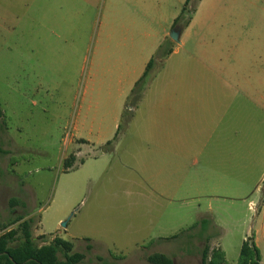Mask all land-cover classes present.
Wrapping results in <instances>:
<instances>
[{
  "label": "rangeland",
  "instance_id": "1",
  "mask_svg": "<svg viewBox=\"0 0 264 264\" xmlns=\"http://www.w3.org/2000/svg\"><path fill=\"white\" fill-rule=\"evenodd\" d=\"M236 13L249 17L247 26L241 25L239 41L252 49L224 51L225 78H256L255 90L264 95V0H241ZM102 15L100 0L86 20L87 43L80 54L79 73L68 84L62 81L67 65L63 57L49 54L48 66L41 73L28 72L38 68L26 50L37 44L42 28L39 0H0V103L4 112L0 236L32 219L38 245L62 237L74 244L73 252L85 255L78 264H151L148 257L154 253L166 254L173 264H208L204 251L209 248L211 255L218 248L213 242L221 234L219 222L225 220L228 230L222 246L227 261L236 263L244 235L254 233L264 209V180H260L262 201L253 211L248 207L227 211L206 202L199 207L184 197L157 195L151 190L153 181L135 171L131 155L137 151L143 113L128 108L110 151L73 141L79 135V115L89 114V99L84 100L83 91ZM49 40L50 46L55 45V38ZM156 71H151L147 81ZM235 91L226 85V92ZM260 135L264 138L261 124L243 139L251 142ZM252 167L247 165L246 170ZM256 174L255 178L260 176L259 169ZM12 199L18 200L14 206ZM17 217L23 220L5 229ZM206 230L213 238L203 236ZM22 242L20 233L13 245Z\"/></svg>",
  "mask_w": 264,
  "mask_h": 264
},
{
  "label": "crops",
  "instance_id": "2",
  "mask_svg": "<svg viewBox=\"0 0 264 264\" xmlns=\"http://www.w3.org/2000/svg\"><path fill=\"white\" fill-rule=\"evenodd\" d=\"M186 1L103 0L83 91L84 100L89 99V114L79 115V135L73 141L102 148L117 138L127 108L142 112L137 151L131 156L136 160L135 171L154 182V193L184 197L199 207L206 202L227 211L252 210V204L262 201L264 138L260 135L251 142L243 138L264 125V95L257 94L254 85L258 80L251 76L226 80L222 58L225 50L240 53L252 49L239 41L241 25L245 28L249 17L237 16L241 0H201L189 24L178 27L180 42H175L170 34ZM39 2L42 28L37 44L26 50L38 68L28 72L41 73L48 66L49 54L55 59L63 57L67 65L62 81L71 84L87 43L86 20L100 0ZM50 38L56 39L55 45L50 46ZM167 38L175 44L173 53L163 67L152 69L158 71L144 91L134 93ZM226 85L238 91L226 92ZM250 164L252 169L246 170ZM257 169L261 177L255 178ZM219 228L221 234L213 243L227 261L222 246L227 221L221 220ZM202 234L212 237L210 230ZM251 235L264 264V209L254 233L244 235L241 247Z\"/></svg>",
  "mask_w": 264,
  "mask_h": 264
},
{
  "label": "trees",
  "instance_id": "3",
  "mask_svg": "<svg viewBox=\"0 0 264 264\" xmlns=\"http://www.w3.org/2000/svg\"><path fill=\"white\" fill-rule=\"evenodd\" d=\"M200 1H186L180 15L175 20L174 28L186 27L189 24L196 10V6ZM174 46L175 44L170 38H167L160 45L156 54L148 64L144 76L137 83L134 93L141 94L144 91L147 77L150 75L152 69L157 65L163 67L165 60L173 53ZM3 118L4 112L0 103V129L3 128ZM113 143L114 141H110L103 146V152L110 151ZM71 167L72 165H69L67 168ZM10 203L14 206L18 203V200L12 199ZM21 220H23L22 217L13 219L5 229ZM32 223V219L24 220L17 229L10 230L0 236V264H78L84 259L85 255L83 253L73 252L74 244L62 237H55L49 243L38 245L34 239ZM20 233L23 242L18 245H13L17 241ZM59 254L62 255V258H60ZM204 259H208V264H227L225 253L221 249L212 250L210 255V249L206 248L204 251ZM261 259V253L255 243L254 235H251L244 241L241 247L237 264H261ZM148 261L151 264H173V260L163 253L150 255Z\"/></svg>",
  "mask_w": 264,
  "mask_h": 264
},
{
  "label": "water",
  "instance_id": "4",
  "mask_svg": "<svg viewBox=\"0 0 264 264\" xmlns=\"http://www.w3.org/2000/svg\"><path fill=\"white\" fill-rule=\"evenodd\" d=\"M180 33H181V29L180 28H176L174 29L171 34H170V38L175 41V42H180ZM63 227H66V223L64 222L62 224Z\"/></svg>",
  "mask_w": 264,
  "mask_h": 264
},
{
  "label": "built area",
  "instance_id": "5",
  "mask_svg": "<svg viewBox=\"0 0 264 264\" xmlns=\"http://www.w3.org/2000/svg\"><path fill=\"white\" fill-rule=\"evenodd\" d=\"M257 208V206L255 205V204H252V209H256Z\"/></svg>",
  "mask_w": 264,
  "mask_h": 264
},
{
  "label": "bare ground",
  "instance_id": "6",
  "mask_svg": "<svg viewBox=\"0 0 264 264\" xmlns=\"http://www.w3.org/2000/svg\"><path fill=\"white\" fill-rule=\"evenodd\" d=\"M183 27V26H182ZM129 102V101H128ZM23 206V205H22Z\"/></svg>",
  "mask_w": 264,
  "mask_h": 264
}]
</instances>
